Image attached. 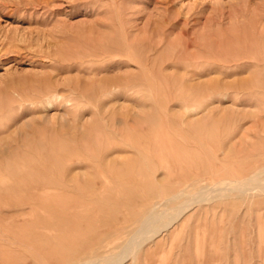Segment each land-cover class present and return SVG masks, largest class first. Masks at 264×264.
Listing matches in <instances>:
<instances>
[{"label":"rangeland","instance_id":"374dc122","mask_svg":"<svg viewBox=\"0 0 264 264\" xmlns=\"http://www.w3.org/2000/svg\"><path fill=\"white\" fill-rule=\"evenodd\" d=\"M128 45L139 60L149 55L148 70L107 61L115 53L129 60ZM101 51L112 53L83 60ZM133 72L142 76V96L99 98L101 79ZM217 79L221 86L248 82L249 93L229 88L224 99L210 86L195 88ZM50 85H59L64 99L46 110ZM262 87L264 0H0V264H69L84 254L118 253L138 226L133 221L152 203L164 205L193 184L243 179L264 168ZM212 104L235 106V112L191 124ZM244 109L254 115L245 118ZM45 111L54 117L49 125ZM62 114L65 122L58 119ZM151 128L159 141L132 148L120 139ZM56 158L61 175L52 166ZM95 182L106 188L81 189ZM42 187L49 190L45 201L34 196ZM182 219L174 234L148 243L135 264H264V194L197 205Z\"/></svg>","mask_w":264,"mask_h":264},{"label":"bare ground","instance_id":"6f19581e","mask_svg":"<svg viewBox=\"0 0 264 264\" xmlns=\"http://www.w3.org/2000/svg\"><path fill=\"white\" fill-rule=\"evenodd\" d=\"M124 33V32H123ZM119 39L121 40V37H119ZM134 39V38H133ZM123 40V39H122ZM123 43V42H122ZM150 45V44H149ZM120 49H121V44H119ZM126 46V44H125ZM130 46L131 49L129 53L130 54V58L129 60L125 61L123 58L122 59H118L117 56H111L107 59V61H110V63L112 64H116V65H120L122 63H128V65H131L132 62L136 63L137 66H139V70L141 71V69H147L148 64H145L146 62L148 63L147 60H149V55H147V57L145 56L144 58H146V61L144 60H139L138 58V51L136 49H133L131 45ZM151 46V45H150ZM124 47V46H123ZM150 48V47H149ZM144 49V48H143ZM145 49H147V47H145ZM102 50V49H101ZM113 50V49H112ZM149 51V50H148ZM111 52V51H110ZM109 51H101V54H96L97 52H94L92 55H88L83 57L85 59H83L84 61L87 62H93V61H97V60H103L106 57H108L110 55ZM146 52V51H145ZM150 52V51H149ZM99 53V52H98ZM112 53V52H111ZM118 53L125 55L124 52H121L120 50L118 51ZM128 53V54H129ZM148 53V52H147ZM146 53V54H147ZM145 54V53H144ZM122 55V56H123ZM143 55V54H142ZM56 56V55H55ZM83 56V55H82ZM57 57V56H56ZM73 58V57H71ZM51 59V58H50ZM79 59V58H78ZM81 59V57H80ZM143 59V58H142ZM53 60V59H52ZM72 60V59H70ZM82 60V59H81ZM51 61V60H50ZM84 63V62H83ZM74 65V64H73ZM111 65V64H110ZM127 65V64H126ZM125 67V66H124ZM113 68V67H112ZM117 69V68H116ZM261 69V68H260ZM263 69V68H262ZM136 70V68H135ZM148 70V69H147ZM109 71V70H108ZM118 71V70H117ZM138 71V70H136ZM139 71V72H140ZM139 72H133L130 75H125L123 77L121 76H115L114 77H105L104 79L100 80L101 83V89H100V94H99V98L102 97V99H104V97L106 98L107 96L109 97H121V96H127V94H132L133 96H135L136 98H139V96H142L143 93L145 91H143V85H141L142 83H139L140 78L142 77ZM151 72V71H150ZM152 73V72H151ZM154 73V72H153ZM260 73V72H259ZM117 74V73H116ZM123 74V73H122ZM191 75V74H189ZM145 77V80L148 81V74L143 75ZM152 76V75H151ZM150 76V77H151ZM158 76H161L158 75ZM158 76H156L158 78ZM163 76V75H162ZM196 76V74H193L190 77V81L194 80V77ZM201 76L199 75L196 78H200ZM261 77V76H260ZM259 77V79H260ZM162 78V77H160ZM159 78V79H160ZM164 78V77H163ZM162 78V79H163ZM221 78V77H219ZM166 79V77L164 78ZM54 80V79H53ZM153 80V79H152ZM169 80V79H168ZM59 82V80H58ZM211 82V81H210ZM65 83V82H64ZM147 83V82H146ZM194 83V82H193ZM223 83V82H222ZM195 88H204L207 86H210L209 88L211 89V94L212 93H216L215 95L221 96L224 99L229 98L230 96V92H228L227 89L229 88H238V90H236L235 94L241 96V94H243V90H245L244 92H248L247 87L248 82L242 81L240 84H238V87L234 86L233 84H225V85H220L221 83L219 82V80L217 79L214 82L209 83H195ZM255 84V81H254ZM65 85V84H63ZM148 84H146L147 86ZM251 85V84H250ZM260 85V83H259ZM258 85V86H259ZM149 86V85H148ZM247 86V87H246ZM255 88L253 87V89H256V85H254ZM261 86V85H260ZM147 92V96H154L153 90L150 87H145ZM259 88V87H258ZM261 88V87H260ZM264 89V87H262ZM241 89V91H240ZM47 97L46 100L44 102H42L44 108L46 110L51 109L50 107H54L55 103L60 100V99H64V96L61 94L60 89H59V85H50L49 88L47 89ZM70 90L72 91V93L74 92V88L71 87ZM194 90V89H193ZM227 90V91H224ZM247 90V91H246ZM41 91V90H40ZM157 91V90H156ZM192 91V90H191ZM197 91V90H194ZM206 91V90H205ZM204 91V92H205ZM256 91V90H255ZM166 92V91H165ZM164 94L166 95L167 92ZM203 92V91H200ZM209 92V91H208ZM264 92V91H263ZM41 93V92H40ZM44 93V92H42ZM190 93V92H189ZM188 93V95H189ZM193 93V92H192ZM199 93V92H197ZM249 93V92H248ZM247 93V94H248ZM253 93V92H252ZM257 93V92H256ZM38 94V92H37ZM96 94V93H94ZM157 94V93H156ZM206 95V93H203ZM202 94V96H203ZM39 95V94H38ZM44 95V94H43ZM66 95V94H64ZM97 95V94H96ZM145 95V94H144ZM185 96V94H183ZM196 95V93H195ZM200 98L201 93L199 94ZM199 95L197 97H199ZM204 95V96H205ZM208 95H210L208 93ZM246 95V94H245ZM259 95V94H258ZM22 96V95H21ZM169 96V95H168ZM182 96V95H181ZM187 96V94H186ZM195 96V97H196ZM255 96V95H254ZM23 97V96H22ZM37 96H35L36 98ZM40 97V96H39ZM45 97V96H43ZM183 97V96H182ZM193 97H194V93H193ZM192 97V98H193ZM196 97V98H197ZM206 97V96H205ZM204 97V98H205ZM208 100H210L211 98L213 99L215 96L211 95L208 96ZM211 97V98H210ZM244 97V95H243ZM250 97V96H249ZM34 98V97H33ZM146 98V97H145ZM207 98V97H206ZM67 99V98H66ZM107 99V98H106ZM185 99V98H184ZM198 101L201 99L197 98ZM196 99V100H197ZM203 99V98H202ZM216 99V98H215ZM214 99V100H215ZM95 100V99H94ZM116 100V99H115ZM141 100V99H139ZM193 100V99H192ZM195 100V98H194ZM207 100V101H208ZM32 101V100H31ZM73 100L72 99H67L66 102L68 103V105L70 106H74L73 104H71ZM79 101V100H78ZM77 101V102H78ZM100 101V100H99ZM199 101V102H200ZM211 101V100H210ZM36 102V101H35ZM74 102V101H73ZM76 102V101H75ZM103 102V101H102ZM193 102V101H192ZM216 102V101H215ZM204 102H202L203 104ZM80 104V103H79ZM83 104V103H82ZM32 105V104H31ZM196 105L197 101H196ZM195 105V106H196ZM205 105H206V101H205ZM211 106L208 110H207V115H205L203 118L200 119H193L191 124H199L203 121L206 120V118L208 117V115L212 114V113H216L219 114L222 112V114H228V113H233L235 112L234 108L235 106H226L223 109H221L218 105H214ZM78 106V105H75ZM137 106V105H136ZM210 105H208L209 107ZM191 107V105L189 106ZM189 107H187L186 109H188ZM194 107V106H193ZM197 107V106H196ZM139 108V107H138ZM201 108V107H200ZM240 108V107H239ZM242 108V107H241ZM240 108V109H241ZM246 108V107H244ZM44 109V110H45ZM134 109V107H133ZM190 109V108H189ZM188 109V110H189ZM193 109V108H192ZM238 109V108H237ZM43 110V111H44ZM254 110V109H253ZM250 110V109H244L239 111L241 114L244 115V117L246 118L247 115L253 116L254 115V111ZM193 111H199V110H193ZM180 112V111H179ZM192 112V111H191ZM46 113V111H45ZM47 114V113H46ZM65 114V113H64ZM58 115V119L61 120L62 122L66 121V117L65 115ZM191 114V113H190ZM197 114V112H196ZM195 114V115H196ZM41 115V114H40ZM194 115V114H193ZM232 115V114H231ZM68 116V115H67ZM221 116V115H220ZM131 119L133 120V122L137 123V119L139 118V113L138 111H136L135 109L132 110L131 113ZM196 117V116H193ZM223 117V116H222ZM238 117V116H237ZM53 118H51V116L47 115H43L42 119L44 121V123L46 125H49L52 123ZM260 120V119H259ZM240 121V119H239ZM243 121V120H242ZM261 121V120H260ZM68 122V121H67ZM238 123V121H235V124ZM161 123H159L160 125ZM25 125L27 126H31L30 121H25ZM238 125V124H237ZM240 125V123H239ZM36 126V125H35ZM242 126V125H240ZM156 127V126H155ZM238 127V126H237ZM236 127V129H237ZM243 127V126H242ZM201 128V127H200ZM240 128V127H239ZM238 128V129H239ZM149 129V128H148ZM199 129V128H198ZM200 130V129H199ZM242 130V129H241ZM145 131V130H144ZM240 131V130H239ZM238 131V132H239ZM155 132L156 130L154 128H151L148 131H145V134L143 136V134L138 130L133 131V134H127V135H120L121 136V140L124 144H126L129 147L132 148H140L141 145L143 144V141L146 140V142H156L159 138H154L155 136ZM196 132H198L196 130ZM158 133V132H157ZM234 135V133H233ZM232 135V136H233ZM237 135V133H236ZM242 135V133H241ZM143 136V137H142ZM159 141V140H158ZM166 141V140H165ZM168 142V141H167ZM119 145V142H117ZM232 144V143H231ZM231 146V145H230ZM117 147V146H116ZM46 157H48L47 155H44V159L46 160ZM48 162V160H47ZM76 162V161H75ZM79 162V161H77ZM90 162V161H88ZM50 163V162H49ZM48 163V164H49ZM91 163V162H90ZM94 164V163H92ZM62 163L59 162V160L56 158L54 160H52V166L54 170H57V172L59 173V175H61V173L63 172V167H62ZM97 165V164H95ZM93 165V166H95ZM60 166V167H59ZM98 167H100L99 165H97ZM95 166V167H97ZM104 166V164H103ZM107 166V165H106ZM56 167V169L54 168ZM97 167V175H99V177H101L103 180H108V176L107 173L105 171H103L101 168ZM115 167V166H114ZM119 167V166H118ZM136 167V166H135ZM134 167V168H135ZM58 168V169H57ZM115 170V169H114ZM133 170V169H132ZM138 170V169H137ZM117 171V170H116ZM115 171V172H116ZM121 174V173H120ZM58 175V176H59ZM83 173H80L79 176H83ZM111 175V174H109ZM122 175V174H121ZM76 176V175H75ZM213 176V174H212ZM111 177V176H110ZM122 177V176H121ZM118 178V177H117ZM71 180V179H70ZM198 180L193 181V183H197ZM45 182V181H44ZM97 183V182H95ZM45 184V183H44ZM42 185V184H41ZM58 185H60L61 187H66L63 183L58 182ZM45 186V185H44ZM100 186V185H99ZM43 188V187H42ZM54 188V187H53ZM101 188H106V186L101 185V187H98V183L97 185H91V184H86L84 186H81V189L83 191H87L90 190L93 193H97L100 192L99 190H101ZM51 189V188H49ZM78 189V188H77ZM45 188H43L41 190V194L42 195H34L39 201H45L44 199L46 197H48L46 194L43 195ZM45 191H49L48 189H46ZM52 193V190L50 191ZM257 193H261L264 194V168L257 170L254 172V174L250 177L247 178H243V179H238V180H221V181H213L211 184H206V185H194L192 186V190L191 191H187L186 189L180 190L178 193L174 194L173 196L169 197L168 199H166L165 204L162 205L160 203H152L151 205H149L142 214L138 215L136 220L133 222H136L138 224V226L136 228H134L132 231L129 232V237L125 240V242H123L122 244H120L119 248L120 251L118 253L115 254H111L109 256H104V255H99L97 257H92L89 255L86 256L84 254V256H80L78 259L71 261V263L69 264H124L125 262H127L129 259L132 260V263L135 264L138 260V255L144 250L145 246L150 243L155 241L159 236H161L164 232H170L173 233V228H175L176 224L184 217V215L187 213V211L194 206L197 205H204L206 203H212L215 201H223L226 200L230 197H232V195L237 194L239 197H245V196H255V194ZM48 194V193H47ZM53 194V193H52ZM57 194V193H55ZM160 194V193H159ZM43 196V198H42ZM57 196V195H56ZM159 196V195H158ZM34 197V198H35ZM35 199V200H37ZM17 201V200H16ZM19 201V200H18ZM21 201H23L21 199ZM26 201V200H25ZM24 201V203H26ZM20 202V201H19ZM160 202H163L162 200ZM151 203V202H150ZM17 204V203H16ZM174 204V205H172ZM147 206V205H146ZM164 206V208H162ZM196 209V208H194ZM141 211V212H142ZM131 217V216H130ZM85 218V217H84ZM183 220V219H182ZM187 220V219H186ZM79 221V220H78ZM132 221V220H131ZM130 221V224H131ZM82 221H80L81 223ZM82 224V223H81ZM84 224V223H83ZM89 225V224H88ZM125 225H128L125 224ZM133 225H135L133 223ZM92 226V225H91ZM104 227L106 225H103ZM124 226V225H123ZM101 227V226H100ZM120 227V226H119ZM126 227V226H124ZM98 228V227H97ZM102 228V227H101ZM122 228V227H121ZM127 228H125L126 230ZM172 229V231H171ZM124 230V231H125ZM122 232V231H121ZM120 232V233H121ZM109 233V232H108ZM172 234V235H173ZM107 235V234H106ZM109 235V234H108ZM107 235V236H108ZM116 235V234H115ZM165 235V234H164ZM123 235L118 233V238H122ZM95 238V237H94ZM106 236L104 235V238L101 239V243L105 241ZM117 239V238H116ZM107 241V240H106ZM111 241V240H110ZM77 243V242H76ZM156 244V243H155ZM154 244V245H155ZM103 245V244H102ZM157 245V244H156ZM151 247V246H150ZM97 248V247H96ZM150 249V248H149ZM102 250V249H101ZM104 250V249H103ZM211 250V249H210ZM151 251V250H150ZM94 252V251H93ZM211 253V251H209ZM97 253H99V251H97ZM207 253V252H206ZM209 253V254H210ZM64 255V254H63ZM62 255V256H63ZM66 256V255H65ZM64 257H62L61 259L64 260L66 259ZM64 258V259H63ZM70 258V257H69ZM74 259V258H73ZM66 262V261H65ZM64 262V264H65Z\"/></svg>","mask_w":264,"mask_h":264}]
</instances>
